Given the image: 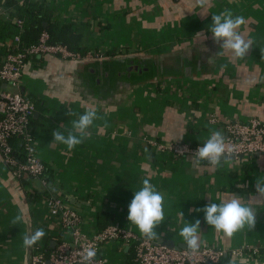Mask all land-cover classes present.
Masks as SVG:
<instances>
[{
  "label": "crops",
  "instance_id": "1",
  "mask_svg": "<svg viewBox=\"0 0 264 264\" xmlns=\"http://www.w3.org/2000/svg\"><path fill=\"white\" fill-rule=\"evenodd\" d=\"M36 1L51 10L59 27L68 26L72 44L103 56L30 58L20 88L9 87L36 105L31 128L48 184L15 178L0 152V264H27L28 230H45L35 247L47 251L70 241L45 203L52 195L65 197L89 234L101 230L100 214L106 213L100 223L117 222L145 236L128 220V206L145 177L165 198L157 240L186 243L180 229L199 219L201 246L244 249L242 256L227 254L218 264H264V250L253 252L264 246V197L255 191L256 179L264 176V153L220 166L206 160L194 165V157L157 152L150 144L202 143L215 130L224 133L230 122L264 121V0H210L205 9L197 0ZM225 8L246 19L238 31L253 46L244 58L213 39L212 17ZM87 107L101 117L88 138L72 150L53 141V131L66 135ZM36 192L41 196L35 198ZM235 195L257 209V224L227 237L197 209ZM21 208L25 222L14 225ZM101 256L104 264H137L134 246L120 241L102 243Z\"/></svg>",
  "mask_w": 264,
  "mask_h": 264
},
{
  "label": "built area",
  "instance_id": "2",
  "mask_svg": "<svg viewBox=\"0 0 264 264\" xmlns=\"http://www.w3.org/2000/svg\"><path fill=\"white\" fill-rule=\"evenodd\" d=\"M7 8V3L0 0V17L8 16ZM16 21L22 24L21 19ZM20 42L19 35L10 40V44H15L16 51L9 53L0 66V152L15 178L37 177L47 185V166L39 153L38 141L31 128L36 105L30 97L20 91L10 90L9 87L20 88L22 73L30 58L54 55L65 60H84L99 58L103 54H98L95 50L86 53L73 50L66 43L54 41L46 29L31 45L21 48ZM224 135L227 142L235 148V155L264 153V121L260 118L230 122L225 126ZM150 144L157 152L170 151L177 157H194L195 151L203 146L204 142H165L152 139ZM16 147L24 154L23 158L16 152ZM45 203L51 215L58 218L63 228L70 233L71 239L50 251L37 247L32 254L31 264H83L80 261L81 253L89 244L98 250L93 264H104L101 246L111 240L133 245L137 264H218L227 254H244L243 248L229 250L225 247L204 245L193 252L187 247H170L166 242L139 236L131 228L117 222L95 234H88L81 228L79 212L67 205L64 196H48ZM262 249L264 250V246L255 247L253 252L258 254Z\"/></svg>",
  "mask_w": 264,
  "mask_h": 264
},
{
  "label": "clouds",
  "instance_id": "3",
  "mask_svg": "<svg viewBox=\"0 0 264 264\" xmlns=\"http://www.w3.org/2000/svg\"><path fill=\"white\" fill-rule=\"evenodd\" d=\"M209 3L210 0H197V5L201 9H205ZM245 24L246 19L243 15H237L232 9L225 8L219 14L213 15L209 28L215 42L223 41L221 48L230 50L235 58H244L253 46V41L246 39L238 31ZM67 115H74V113L68 112ZM100 118L95 107H87L83 114H80L78 119L72 122V128L67 131L66 135L61 131L54 130L52 133L53 141L65 145L68 150H72L88 138L89 128L94 124V121ZM234 154L235 148L227 142L223 131L215 130L203 146L195 151L192 162L196 165L200 161L206 160L211 165L220 166L222 162L230 160ZM255 191L259 197H264V176L256 179ZM164 199V195L150 182V177H145L142 180V187L135 191L134 198L128 206L129 222L134 224L140 233L149 239H157L158 235L155 229L165 219ZM197 211H202L205 222L217 232H223L227 237H232L245 228L254 229L257 224V209L251 203L242 202V198L236 195L220 203L206 204ZM21 222H25V214L22 208L12 223L15 225ZM200 226L201 221L197 219L195 223L188 222L185 224L179 232L182 240L186 242L187 248L193 252L197 251L202 244L199 234ZM45 234L43 228H38L24 236L23 245L26 248L33 247ZM97 251L94 245H87L82 250L80 261L83 264H93ZM229 264H235V262L230 261Z\"/></svg>",
  "mask_w": 264,
  "mask_h": 264
},
{
  "label": "trees",
  "instance_id": "4",
  "mask_svg": "<svg viewBox=\"0 0 264 264\" xmlns=\"http://www.w3.org/2000/svg\"><path fill=\"white\" fill-rule=\"evenodd\" d=\"M6 3L8 5V16L0 17V66L9 53L16 51L15 44H10L11 39L19 35L21 38L19 46L24 48L36 42L40 33L45 29L51 33L54 41L66 43L73 50L81 51L83 53L88 51L77 47L75 43H71L66 37L70 31L68 26L64 25L59 27L57 22L52 21L51 10L46 6H43L40 2L36 0H25L21 3L19 0H7ZM16 19H21L22 24H19ZM16 152L21 158L24 157L20 148H17ZM36 193L33 194L35 198L41 196V193ZM105 215L107 214L101 213L100 219ZM100 219L99 225L100 228L103 229L106 224L100 223ZM35 246L34 251L37 250V247Z\"/></svg>",
  "mask_w": 264,
  "mask_h": 264
},
{
  "label": "water",
  "instance_id": "5",
  "mask_svg": "<svg viewBox=\"0 0 264 264\" xmlns=\"http://www.w3.org/2000/svg\"><path fill=\"white\" fill-rule=\"evenodd\" d=\"M3 86H5V84ZM244 156H245L244 154H238V155L234 154L230 160H236L237 158L242 159ZM30 233H31V231L28 230V234H30ZM159 241L166 242L170 247H182V248H186L187 247L186 243H178V244H176L173 239L160 238ZM32 254H33V247H30V248H28L27 264H31Z\"/></svg>",
  "mask_w": 264,
  "mask_h": 264
},
{
  "label": "rangeland",
  "instance_id": "6",
  "mask_svg": "<svg viewBox=\"0 0 264 264\" xmlns=\"http://www.w3.org/2000/svg\"><path fill=\"white\" fill-rule=\"evenodd\" d=\"M42 158H43V157H42ZM43 159H44V158H43ZM44 161H45V160H44ZM83 231H84V230H83ZM84 232H85V231H84ZM86 233H87V232H86ZM88 234H89V233H88ZM70 239H71V236H70ZM70 239H69V240H70Z\"/></svg>",
  "mask_w": 264,
  "mask_h": 264
}]
</instances>
